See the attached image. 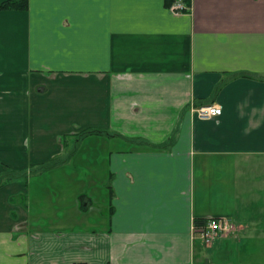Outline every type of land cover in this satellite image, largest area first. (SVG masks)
Returning <instances> with one entry per match:
<instances>
[{"label": "crops", "instance_id": "0c3cea01", "mask_svg": "<svg viewBox=\"0 0 264 264\" xmlns=\"http://www.w3.org/2000/svg\"><path fill=\"white\" fill-rule=\"evenodd\" d=\"M177 1L0 10V264H264V0Z\"/></svg>", "mask_w": 264, "mask_h": 264}, {"label": "built area", "instance_id": "2783aa9c", "mask_svg": "<svg viewBox=\"0 0 264 264\" xmlns=\"http://www.w3.org/2000/svg\"><path fill=\"white\" fill-rule=\"evenodd\" d=\"M171 12L176 15H182L190 12V7L182 1L175 2ZM193 111L201 120H211L220 117L223 114V107L218 104H207L194 108ZM235 225L228 218L211 219L205 225L195 227V232L201 236L206 244H210L216 237L227 236L233 233Z\"/></svg>", "mask_w": 264, "mask_h": 264}, {"label": "trees", "instance_id": "16d2710c", "mask_svg": "<svg viewBox=\"0 0 264 264\" xmlns=\"http://www.w3.org/2000/svg\"><path fill=\"white\" fill-rule=\"evenodd\" d=\"M183 2L185 4H187L188 6L191 5V1L190 0H183ZM29 8V0H8L5 1L4 3L1 4L0 6V10H28ZM90 131H88L87 133H90ZM99 132V131H98ZM60 162L59 158H55L53 159L51 162L45 164V165H41L39 167H37V169H34L33 172H45L51 168H54L55 166H57V164ZM8 176H12L13 178H23V174L20 172L17 173H13L12 175H8ZM196 225L198 227H201L203 225L206 224V221L204 220H196Z\"/></svg>", "mask_w": 264, "mask_h": 264}]
</instances>
